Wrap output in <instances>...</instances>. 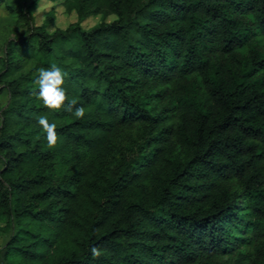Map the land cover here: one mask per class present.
Instances as JSON below:
<instances>
[{"label":"trees","instance_id":"obj_1","mask_svg":"<svg viewBox=\"0 0 264 264\" xmlns=\"http://www.w3.org/2000/svg\"><path fill=\"white\" fill-rule=\"evenodd\" d=\"M42 2L76 22L36 26ZM8 10L27 29L0 57L4 264H264V0ZM53 64L84 119L38 99Z\"/></svg>","mask_w":264,"mask_h":264},{"label":"rangeland","instance_id":"obj_2","mask_svg":"<svg viewBox=\"0 0 264 264\" xmlns=\"http://www.w3.org/2000/svg\"><path fill=\"white\" fill-rule=\"evenodd\" d=\"M29 0H5L0 5V57L3 56L7 41L16 35L23 34L27 27L22 22H19L15 15L8 9L17 11L22 8ZM52 12L53 18L47 14ZM34 16V24L36 26H43L51 33L56 29L64 30L68 25L76 22V16L74 13L67 14L63 7L58 4H52L42 2L37 9L32 11ZM113 18H109L107 21H111ZM100 18L89 19L82 24L85 29H91L100 22ZM0 63V71H1ZM6 92L3 91L0 95V107H5L7 103ZM13 234V230H9L8 233L0 235V245L4 244L9 237ZM3 252L0 253V264H4Z\"/></svg>","mask_w":264,"mask_h":264},{"label":"clouds","instance_id":"obj_3","mask_svg":"<svg viewBox=\"0 0 264 264\" xmlns=\"http://www.w3.org/2000/svg\"><path fill=\"white\" fill-rule=\"evenodd\" d=\"M65 76L66 73L56 64L47 69L41 68L35 81L38 85V99L49 110L60 111L63 109L72 113L76 119L82 120L86 116V109L83 106L77 107V100L69 99L67 96L66 89L63 87ZM38 124L46 135L47 146L49 149H54L59 139L56 124L49 123L46 115H41L38 118ZM90 252L93 258H99L102 255V250L96 246H92Z\"/></svg>","mask_w":264,"mask_h":264}]
</instances>
